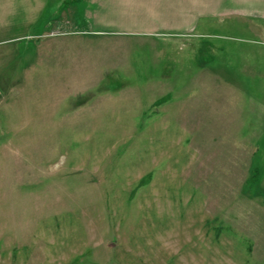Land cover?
<instances>
[{
  "label": "rangeland",
  "instance_id": "374dc122",
  "mask_svg": "<svg viewBox=\"0 0 264 264\" xmlns=\"http://www.w3.org/2000/svg\"><path fill=\"white\" fill-rule=\"evenodd\" d=\"M83 9L0 0V264H264L262 13L144 36Z\"/></svg>",
  "mask_w": 264,
  "mask_h": 264
},
{
  "label": "crops",
  "instance_id": "0c3cea01",
  "mask_svg": "<svg viewBox=\"0 0 264 264\" xmlns=\"http://www.w3.org/2000/svg\"><path fill=\"white\" fill-rule=\"evenodd\" d=\"M87 26L122 35H178L198 27L201 19L219 15L222 7L249 17L264 0H83ZM223 3H226L223 5ZM245 17V16H244Z\"/></svg>",
  "mask_w": 264,
  "mask_h": 264
}]
</instances>
